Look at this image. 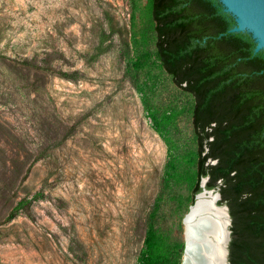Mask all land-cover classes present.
Instances as JSON below:
<instances>
[{
	"label": "rangeland",
	"instance_id": "rangeland-1",
	"mask_svg": "<svg viewBox=\"0 0 264 264\" xmlns=\"http://www.w3.org/2000/svg\"><path fill=\"white\" fill-rule=\"evenodd\" d=\"M136 2L133 21V0H0V264H136L168 160L138 85L176 150L196 148L193 98ZM176 190L158 225L184 241L190 191Z\"/></svg>",
	"mask_w": 264,
	"mask_h": 264
},
{
	"label": "trees",
	"instance_id": "trees-1",
	"mask_svg": "<svg viewBox=\"0 0 264 264\" xmlns=\"http://www.w3.org/2000/svg\"><path fill=\"white\" fill-rule=\"evenodd\" d=\"M132 7L135 21L136 0ZM147 8L160 66L193 98L196 148L186 155L176 150L168 134L172 117L160 114L138 85L168 146V160L136 264H181L184 241L158 225L163 202L167 194L176 198L181 193L176 187L184 183L192 205L204 178L205 188L218 189L219 204L229 207V264H264V49L255 51L251 32L230 31L236 19L221 0H148ZM104 39L94 57L108 51ZM138 57L135 67L141 66ZM23 64L39 67L30 60Z\"/></svg>",
	"mask_w": 264,
	"mask_h": 264
},
{
	"label": "bare ground",
	"instance_id": "bare-ground-1",
	"mask_svg": "<svg viewBox=\"0 0 264 264\" xmlns=\"http://www.w3.org/2000/svg\"><path fill=\"white\" fill-rule=\"evenodd\" d=\"M248 6L249 2L243 1L240 7L244 19L252 20L260 31H264V19L260 15L252 18L246 10ZM218 200L216 192H202L199 196L196 218L192 221L194 225L188 232L196 244L193 246L197 250L196 264H200L202 260L209 264H222L228 257L230 217L225 206L217 203Z\"/></svg>",
	"mask_w": 264,
	"mask_h": 264
},
{
	"label": "water",
	"instance_id": "water-1",
	"mask_svg": "<svg viewBox=\"0 0 264 264\" xmlns=\"http://www.w3.org/2000/svg\"><path fill=\"white\" fill-rule=\"evenodd\" d=\"M225 6V11L232 13L235 16L236 19V25L230 30L231 32H244L249 31L253 34L254 38L256 39L257 45L255 48V51L258 52L261 49H264V31H260L254 22L250 19H244V16L240 11V7L243 5V1L249 2L248 9L246 8L247 12L252 15V18H254L257 15H260L262 19H264V0H221ZM247 20V21H245ZM208 178H204L202 180V186L204 187L203 190L198 193L195 197L194 203L189 207L188 212L183 217V225H184V251H183V257L181 264H196L197 260V250L196 248L193 249V246L195 244L193 236L189 235V230L191 231L194 224H192V221L196 218V208L199 196L202 194V192H216L218 195V199H221V193L219 190L216 191V189H206L205 184L207 182ZM224 205L227 213L230 217V227L232 224V218L229 212V207L226 204H220ZM195 215V216H194ZM230 232V238H229V244L231 241V229ZM229 244H228V257L223 260L224 264H229ZM196 246V244H195ZM200 262V261H199ZM198 263V261H197ZM222 263V264H223ZM200 264H209L208 262H205L202 260Z\"/></svg>",
	"mask_w": 264,
	"mask_h": 264
}]
</instances>
